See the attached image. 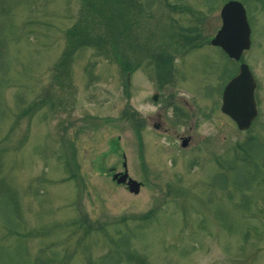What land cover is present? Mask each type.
I'll list each match as a JSON object with an SVG mask.
<instances>
[{
	"label": "rangeland",
	"instance_id": "374dc122",
	"mask_svg": "<svg viewBox=\"0 0 264 264\" xmlns=\"http://www.w3.org/2000/svg\"><path fill=\"white\" fill-rule=\"evenodd\" d=\"M95 1L0 0V264H264V0H239L247 131L221 112L241 62L211 45L230 0H114L116 49Z\"/></svg>",
	"mask_w": 264,
	"mask_h": 264
},
{
	"label": "water",
	"instance_id": "95a60500",
	"mask_svg": "<svg viewBox=\"0 0 264 264\" xmlns=\"http://www.w3.org/2000/svg\"><path fill=\"white\" fill-rule=\"evenodd\" d=\"M222 27L212 40V45L221 47L231 59L239 61L244 51L251 47V30L245 8L238 1H230L221 10ZM257 83L247 65H242L239 74L226 86L222 111L237 124L241 131L248 130L258 116L255 90ZM158 99L157 95L154 97ZM188 140L182 146L187 147ZM124 173L114 175L119 185H127L132 194L138 195L141 183L133 180L124 164Z\"/></svg>",
	"mask_w": 264,
	"mask_h": 264
},
{
	"label": "trees",
	"instance_id": "16d2710c",
	"mask_svg": "<svg viewBox=\"0 0 264 264\" xmlns=\"http://www.w3.org/2000/svg\"><path fill=\"white\" fill-rule=\"evenodd\" d=\"M99 1L100 0H96L95 2L99 3ZM113 1L114 0H109V4H110L109 7H108V1L107 0H105L104 2H100L99 3V4H101L100 8L99 9L98 8H92L91 12H92V14H95L94 18L92 16L93 21H95L97 19V15H98L100 18L102 17V21L104 23L103 27L105 28V32L99 36L100 41L103 43V45L110 44L112 42L111 44L113 46V49H116V48H114L116 46V43L113 42L112 39H110L111 42H109L110 37L108 38V36H107V34H108L107 32L110 33V32H114V31L117 32L118 36L122 35V31H121V28L119 26V23L117 25H115L114 22L111 21L114 14H115L114 9H113V4H112ZM104 5H106L109 8V11H108V8L107 9L104 8ZM90 6H91V4H90ZM88 34H89L88 32L81 30L80 24L76 25L72 30H70L69 39H70V43H71V48L68 50V53L65 55V59H64L63 63L60 64V66H67V63L69 62V59L67 58V56L70 57L69 52H72L71 54H73V52L76 51L78 48L91 44L92 40H91L90 35H88ZM106 37H107V39H106ZM111 38L114 39V36ZM194 46H192V47H194ZM196 46H198V45H196Z\"/></svg>",
	"mask_w": 264,
	"mask_h": 264
},
{
	"label": "flooded vegetation",
	"instance_id": "af4514ba",
	"mask_svg": "<svg viewBox=\"0 0 264 264\" xmlns=\"http://www.w3.org/2000/svg\"><path fill=\"white\" fill-rule=\"evenodd\" d=\"M189 140H190V138H189ZM191 141V140H190Z\"/></svg>",
	"mask_w": 264,
	"mask_h": 264
}]
</instances>
